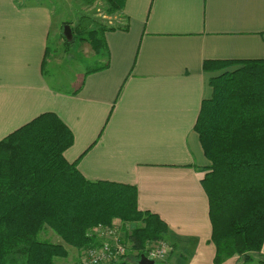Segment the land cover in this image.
<instances>
[{
    "label": "crops",
    "instance_id": "0c3cea01",
    "mask_svg": "<svg viewBox=\"0 0 264 264\" xmlns=\"http://www.w3.org/2000/svg\"><path fill=\"white\" fill-rule=\"evenodd\" d=\"M119 12L103 33L107 66L68 89L47 74L52 8L0 0V139L55 113L73 134L65 160L87 180L134 185L138 209L166 224L163 264H215L194 129L211 94L203 63L264 58V0H124Z\"/></svg>",
    "mask_w": 264,
    "mask_h": 264
},
{
    "label": "trees",
    "instance_id": "16d2710c",
    "mask_svg": "<svg viewBox=\"0 0 264 264\" xmlns=\"http://www.w3.org/2000/svg\"><path fill=\"white\" fill-rule=\"evenodd\" d=\"M108 2L120 10L124 0ZM113 28L98 23L85 31L93 49L104 55V62L85 74L107 66L103 33ZM203 69L211 94L202 100L194 129L211 162L201 184L209 203L214 263L238 256L243 264H264L254 256L264 242V58L206 60ZM72 143L71 130L53 112L0 139V264H57L68 256L67 246L79 249L78 258L99 244L93 228L116 219L123 222L133 263L147 240L168 242L166 224L138 209L134 185L87 180L65 160L63 152ZM129 223L131 230L124 228ZM168 243L170 256L175 244Z\"/></svg>",
    "mask_w": 264,
    "mask_h": 264
},
{
    "label": "rangeland",
    "instance_id": "374dc122",
    "mask_svg": "<svg viewBox=\"0 0 264 264\" xmlns=\"http://www.w3.org/2000/svg\"><path fill=\"white\" fill-rule=\"evenodd\" d=\"M45 2L53 10V24L49 36L48 46L50 52L55 53L51 59V54L48 55L50 62H47V74L58 77L56 84L62 88L71 89L75 84L81 82L83 73L94 66H98L104 61L102 51L97 53L93 49V42L90 36L85 33L86 30L95 29L98 23L105 25H115L121 21L120 10L112 6L108 0H41ZM67 23H65L66 21ZM62 21V22H61ZM69 24L72 32L70 39H66L63 34V26ZM97 36H101L98 32ZM80 37L83 39L81 40ZM92 38V37H91ZM68 41V42H67ZM49 52V53H50ZM102 53V54H101ZM56 64V65H55ZM55 65V66H53ZM218 72L211 71V74ZM53 76V75H52ZM74 85V86H73ZM203 168L204 171L210 170V161ZM121 224L123 222L118 219ZM134 224L129 223L124 226L125 229L131 230ZM51 231V230H50ZM53 233V232H52ZM42 237H46L42 233ZM58 240L59 237L54 234ZM48 240L51 241L49 238ZM54 242V241H53ZM68 256L57 259V264H75L77 260L78 251L72 250L67 246ZM137 264V263H135ZM155 264H163L156 262Z\"/></svg>",
    "mask_w": 264,
    "mask_h": 264
},
{
    "label": "built area",
    "instance_id": "2783aa9c",
    "mask_svg": "<svg viewBox=\"0 0 264 264\" xmlns=\"http://www.w3.org/2000/svg\"><path fill=\"white\" fill-rule=\"evenodd\" d=\"M99 244L86 248L79 253L75 264H119L128 261L130 264L129 254L133 255L129 241H126L122 235L121 224L114 220L109 226H100L93 228ZM171 247L165 239L147 240L142 252L148 260L154 263L164 261ZM140 254L137 258L139 259Z\"/></svg>",
    "mask_w": 264,
    "mask_h": 264
},
{
    "label": "water",
    "instance_id": "95a60500",
    "mask_svg": "<svg viewBox=\"0 0 264 264\" xmlns=\"http://www.w3.org/2000/svg\"><path fill=\"white\" fill-rule=\"evenodd\" d=\"M63 34L66 39H70L72 36L71 28L69 24L63 26ZM137 264H155L153 260H148L144 254H140Z\"/></svg>",
    "mask_w": 264,
    "mask_h": 264
}]
</instances>
